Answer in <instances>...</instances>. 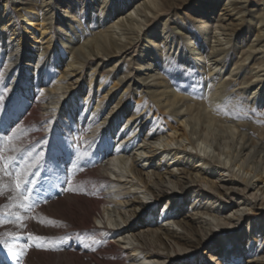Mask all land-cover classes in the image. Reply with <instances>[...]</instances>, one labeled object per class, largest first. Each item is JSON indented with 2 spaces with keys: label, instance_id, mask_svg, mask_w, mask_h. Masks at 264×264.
I'll list each match as a JSON object with an SVG mask.
<instances>
[{
  "label": "bare ground",
  "instance_id": "bare-ground-1",
  "mask_svg": "<svg viewBox=\"0 0 264 264\" xmlns=\"http://www.w3.org/2000/svg\"><path fill=\"white\" fill-rule=\"evenodd\" d=\"M16 1L15 7H20L18 15L9 12L8 0H5L1 6L0 61L7 56L10 65L3 63L0 67V77L10 85V93L14 95L21 94L27 98L29 89L25 84L29 83L41 89L39 102L46 107L47 112L43 120L49 124V127L68 123L64 120L66 117L68 121L78 118L76 123L79 126L78 138H81V143L87 145L93 156L97 157L95 165L90 162L86 165L93 173L87 176L91 179L95 178L100 184L89 183L85 189L89 194L79 196L75 207L78 229H83L84 234L92 236L89 239L94 238V242L87 243V248L92 252L89 255L91 261H95V264H129L138 260L143 264H156L169 259L168 254L167 257L163 254L168 248L162 237L171 240L180 250L197 249L202 242L214 237L210 226L204 228L206 222L202 217L180 215L179 220L182 218L180 222L177 219L179 211L170 203L171 195L164 191L163 186L168 182L171 183L169 180L174 181L179 189L178 195L181 196L176 197L174 203L180 205L185 201L187 207L197 210V214L217 221L216 214L210 209L204 207L200 209L195 205L194 199L187 201L188 195L183 189L194 183L195 179L202 180L208 187L201 189V192L206 194V197H213L216 202L220 201V205H222L221 197L228 198V190L220 189L208 178L207 172L204 169H196L191 160H197L200 166L207 167L210 171L230 177L233 183L243 185L245 190L251 189L255 192L254 199L264 200V75H261L264 73V0H214V2L208 0L204 3L197 1L196 5L193 2L195 0L192 1L193 5L189 0H100L99 2L87 0V11L90 13L87 17L89 18L87 28L80 27L83 24L85 10L79 9V5H84L85 0H70L66 5L67 10L63 11H59L61 8L56 4V0ZM199 2L202 5L198 6ZM127 6L133 9L134 17H124ZM181 8L193 10L196 18L179 16L176 10ZM58 11L62 17H56ZM161 16H171L178 22L176 25L172 22H163L161 33L157 31L159 36L162 35V38L161 36L157 38V42L161 45L156 48L154 47L156 40L153 46H150L149 41L152 40L146 35L150 32L149 28ZM15 18L23 19V25H19ZM55 20L59 22L57 29ZM183 21L197 23L199 29L195 30L192 26L184 27L179 23ZM94 23L97 25L96 28H93ZM208 25H211V28L206 29ZM164 27H167V37L166 32L163 33ZM175 29L182 32L181 36H173V42L169 44L164 42V39L168 38ZM21 31L25 32V36L31 37L30 43L22 40ZM215 32L219 33L223 40L216 38ZM252 35L255 40H251ZM7 41L15 43L14 47H8L5 44ZM211 42L216 45L209 46ZM188 43H192L193 46ZM222 43L233 44L230 50H225L222 48ZM206 44L209 48H206ZM240 44H242L241 48ZM142 48L145 50L140 51ZM166 48L179 52L181 56L179 60L184 62L186 69L179 66L173 55L164 52ZM17 50L21 52L23 58L29 60L28 65L18 63L15 54ZM130 51L140 52L142 63L137 64L140 70L144 69V72L149 74L154 72L151 77L156 76V71L163 76V72L167 74V78L169 76L170 80L174 81L175 85L164 77V81H160V85L150 89V92H132L139 100L131 99L130 103L125 105L124 100L129 98L128 91L133 84L139 86L138 82L130 79L134 60L123 59ZM238 51H241L242 57L240 60H235L233 53ZM255 53L259 54L261 59L253 61L250 67H245V61L253 60ZM106 59L115 60V66L120 63L119 68L110 72L114 70L115 66H113L111 70L106 71L109 66ZM202 61L211 62V66L201 64L195 67L194 63ZM60 63H63L61 67L58 66ZM255 66L258 69L256 72ZM51 67L54 68L53 72ZM216 69L218 71H215ZM119 71L124 77L119 76ZM84 72H87L88 76L87 79H83L87 90L78 88L77 83H67L68 76L78 80L84 78ZM196 72H202L208 78L203 82L201 91L191 86L192 80L196 78L199 83ZM12 73L15 74L14 79L21 80V84L13 85L14 83L10 82ZM51 73H53V84L49 86L48 78ZM224 75L239 77L241 79L237 84L246 86L231 96L225 104L222 103V97L226 94L224 88L228 83L222 80ZM252 79H256L258 83H252ZM96 87L98 92L101 91L102 99L110 97L107 102L112 101L117 108L116 113L112 116L110 113L107 119L102 115L104 100L96 99L95 102H90L93 100L91 89ZM114 89H117L115 93ZM57 91L60 93L58 94ZM143 98H145L144 105L141 104ZM218 102L221 103L218 105ZM84 106L86 108L80 110L77 116L76 108L81 109ZM211 108H214L213 112L208 110ZM142 109H146L144 116H140ZM54 113H57L56 117ZM84 113L91 114L89 120L88 117L82 118ZM119 117H124L126 125L130 124L129 129H120V127L117 129ZM160 122L163 123L161 128ZM97 124L98 126L94 127ZM86 125L91 129L92 134L97 128L104 129L107 126L106 143L97 142L102 134L97 141L90 138L85 129ZM64 126L63 131L66 132L69 124ZM58 132L63 135L60 130ZM119 133L122 135L120 139H126L125 144L119 141ZM136 136L138 138H135ZM142 143L162 147L164 153L172 155L173 159H181L180 177L168 171L163 173L160 168L162 167L160 163H163L160 155L157 157L156 152L152 150L147 156L152 172L151 176L148 175L149 180L146 181L144 168L140 165L141 156L147 153ZM182 154L185 156L181 157ZM103 159H106L108 164L104 163ZM129 161H131L130 165ZM103 173L110 174L114 179L105 183ZM101 188H103L102 194L96 195L95 193ZM131 190L143 194L144 198L152 197L155 204L166 197L167 201L163 206L169 207L157 212L155 208L147 206L136 198ZM172 196L175 197V193H172ZM236 202L238 208L242 206L245 208L248 200L243 197ZM121 205L124 209H131V212L127 216L126 211L123 214L118 212L121 217L118 221L112 216L117 210L119 211ZM99 207L102 208V212L98 210ZM136 209L142 210L145 216L142 223H147L150 230L145 236L137 237L136 241L139 243L137 246H126V243H121L126 248H120V243L114 240L115 235L123 236L125 229L130 228L132 218L135 220L139 217L136 215ZM253 209L248 208L246 212L251 213ZM94 211L99 214L106 212L111 216L112 228L105 227L102 230L89 228L88 218ZM174 218L188 236L179 235L169 228L162 227V223L172 224ZM244 220H248V226L258 222L250 216L236 219L237 222ZM229 223L227 227L234 226ZM195 224L200 225L202 237L199 236ZM217 224L219 225L218 222ZM221 225L225 226L220 222L219 227H222ZM220 230L226 231L227 228ZM126 238L123 236V241L127 240ZM110 239L113 240L109 241ZM228 239L238 240L237 243L243 247V251L239 250L236 253V246L230 249L228 243L221 242L217 245L221 252L218 253L217 249L210 248L213 254H209L207 261L190 262L185 258L177 264L208 262L240 264L242 262L240 254L249 251V239H245V236L238 232L231 233ZM122 250L124 252H120ZM30 256L33 261L37 257L46 264H52L50 260L54 258L53 255L42 252H31ZM79 256L72 251L60 253L56 258L57 264H92L85 258L84 262L79 260ZM230 256L235 259L230 260ZM257 264H264V261H258Z\"/></svg>",
  "mask_w": 264,
  "mask_h": 264
},
{
  "label": "rangeland",
  "instance_id": "rangeland-1",
  "mask_svg": "<svg viewBox=\"0 0 264 264\" xmlns=\"http://www.w3.org/2000/svg\"><path fill=\"white\" fill-rule=\"evenodd\" d=\"M9 1V12L11 11L12 14L18 15V9L20 7H15L17 4L16 0H8ZM70 0H56V4L59 5L61 9L59 11L67 10L66 5ZM84 5H79V9L82 10V8L85 10L83 15V24L80 26L81 28H87V20L89 18V11L88 10V2H86ZM96 2H99L100 0H95ZM145 1V0H142ZM141 1V2H142ZM191 3L193 0H189ZM200 1L201 3L207 2L208 0H195L193 2L194 5H196V2ZM5 0H0V14H1V6ZM92 2H94L92 0ZM198 3L197 5H202L201 3ZM214 2V0H213ZM193 5V3H192ZM128 10V11H127ZM133 9H130V6L125 7L124 11V17H134ZM56 12V17H62V14L60 15V12ZM179 13V16H183L184 18L188 17H194L196 18L195 14L193 13V10H189L188 8H181L176 10ZM81 12V11H80ZM123 12V11H122ZM62 13V12H61ZM80 14V13H79ZM227 14V13H225ZM3 16V15H2ZM227 18V16L225 15ZM66 19V17H64ZM212 18V17H211ZM237 19V17H234ZM174 18L171 16H164L160 17L158 21L154 23V25L149 28V34L146 35L148 39H151L150 46H153L154 40H156V44L154 47H158L161 45L158 43V39L162 35H158L157 31L161 33L162 31V24L164 21L166 22H172L174 25L177 24V20H173ZM232 19V18H231ZM16 22L20 25H23V19L21 18H15ZM182 23V26L189 27L192 26L194 29H199V26L197 23L191 24L192 22L189 21H183L179 22ZM54 24L56 26V29L58 28L59 22L57 20L54 21ZM96 24L94 23V27L96 28ZM169 27V26H167ZM167 27H164L163 33L166 32V37L168 35L167 33ZM206 29L211 28V25H208L205 27ZM82 30V29H81ZM147 30V29H146ZM117 32V31H116ZM182 32L178 29H175L171 32V34L168 36V38L164 39V42L169 44L170 42H173V36H181ZM25 32L21 31L20 36L24 42H31V37L25 36ZM119 35V34H118ZM24 36V37H23ZM213 36V35H212ZM216 38H219L220 40H223L222 36H220L219 33L215 32ZM158 38V39H157ZM164 38V37H163ZM146 40V39H145ZM145 40L143 41L144 44L146 43ZM251 40H255V37L252 35ZM5 42V44L8 47H14L15 43L11 42ZM142 42V41H141ZM213 42V40H212ZM209 43V46H215V43ZM233 44V43H232ZM232 44L225 45L222 43V48L225 50H230ZM234 44H237V42H234ZM188 45L193 46L192 43ZM206 48H209L208 45H205ZM242 47V44H240V48ZM145 50V48L140 49V51ZM139 52V51H138ZM164 52L167 55H173L175 59L178 61L179 66L181 68L186 69L184 62H180L179 58L181 57L179 55L178 51L164 49ZM140 53V52H139ZM139 53L134 52H128L126 53V56L123 57L125 61H133V67L132 71L130 73V79L136 81L139 83V86H135L133 84L130 91H128L129 98L124 100V104L128 105L130 103L131 99L139 100V98L135 95V93H146L150 92L152 88L158 87L160 84V81H164V77H166L167 74L159 75L156 71V76H153L155 73L151 72L150 74L148 72H144V69H139L137 64L142 63L141 58L139 57ZM16 58L18 59V63L22 65H28L29 60L26 58H23L21 56V52L19 50L16 51ZM141 56V55H140ZM157 56V55H156ZM233 58L235 60H240L242 55L241 51L234 52ZM14 57V56H13ZM138 59V60H137ZM144 59V58H143ZM261 59V56L257 53L254 54L253 60L245 61L244 66L250 67L253 61H259ZM57 63H58V59ZM146 60V59H145ZM184 59H182L183 61ZM107 62L108 68L107 70H111L113 66H115L116 62L115 60L109 61V59L105 60ZM140 62V63H138ZM3 63L10 65L9 59L7 56L4 57L0 61V67L3 65ZM211 62L202 61L194 63L195 67L201 66V64H206L207 66H211ZM63 63L58 64L59 67H61ZM120 66V63H118L114 70L110 72H114L115 69H118ZM51 72H53V67L50 68ZM215 71H218L216 69ZM258 71V69L255 66V72ZM85 75H83L84 78L76 80L73 79L71 76L67 77V83L68 84H75L77 83L78 88L82 87L84 88V91L87 90L85 88V81L83 79H87V72H84ZM198 75L199 83H197L196 80H192L191 86L194 87V89H199L200 91L203 88V82L207 81L208 78L202 73V72H196ZM158 74V75H157ZM261 75H264V73H261ZM119 76L124 77L122 73L119 71ZM15 74L12 73V76H10V79L13 85H19L21 84V80L16 78L14 79ZM53 73L50 74L48 80L49 86L53 84ZM112 79V77H111ZM170 80V77L167 78ZM241 78L239 77H232L228 75H224L223 81L227 82L228 84L224 88L226 91V94L224 97H222V103H227L231 96H234L239 90L244 89L246 86L238 85L237 83L240 81ZM110 80V78H108ZM170 82L175 85L174 81L170 80ZM252 83H258L256 79L251 80ZM25 83V82H23ZM29 90L28 97L25 98L21 96V94L14 95L13 93H10V85H7V82L5 80H2L0 77V121H3L2 126H0V137H4V139H0V154H2L5 157V161L8 160L9 157L15 156L16 159L11 162L10 167L7 171H4V165L3 163H0V192L3 193V195H0V221H3L2 224H0V240L7 241L9 244L14 243H26L27 241V234L32 233L35 236H40L46 238L43 242H37L43 243V247H37L32 246L27 249V251L21 255L19 252L15 253H9L7 248L4 247L3 244H0V264H46L41 258H37L33 261L32 257L30 256L31 252H42L45 254L53 255L54 258L50 260L52 264H57L58 259L57 256L60 253H66L72 251L73 253L80 255L79 260L85 261V259H88L91 261V257L89 256L92 252L87 248V243L89 241L94 242L93 240L89 239L92 236H87V234H84L83 229H78V223H77V217L75 214V207L78 197L87 196L89 192H86L87 186H89V183L98 184L99 182L96 181L94 178H89L88 174L91 173V169H89L86 165L90 162L91 164H96V158L93 156L91 151L87 148V145L81 143V138H78V128L79 126L76 124L78 118H73V121H68V118L64 117L68 123H61L60 126L56 127H49V124L43 120V116L46 114L47 111H45V106L40 104L39 102V94L41 93V89L38 87H35V84L29 83L28 85L25 84ZM38 86V85H37ZM140 88V89H139ZM149 88V89H148ZM44 89V88H43ZM157 89V88H156ZM117 89H114L113 92L115 93ZM89 91V88H88ZM94 91V93H93ZM112 92V93H113ZM135 92V93H132ZM21 93V92H20ZM59 94L60 92L57 91ZM264 94V92H263ZM110 97H104L102 99L101 91L98 92V87L91 89V103L95 102L96 99L104 100V106L102 109V115L103 118H108L107 116L110 114V116L114 115L117 111V108H115V103L107 102ZM257 98H255L256 100ZM64 101V100H63ZM250 101V100H248ZM63 103V102H61ZM89 103V102H88ZM141 103V101H140ZM139 103V104H140ZM145 103V98L142 99V105ZM154 103V101H153ZM156 107L157 105V101ZM221 102H218V105ZM137 106H140L137 104ZM51 107V106H49ZM86 108L81 107V109L76 108V115L79 116L80 110ZM209 111L213 112L214 108L208 109ZM57 113H54V117H56ZM146 114V109L141 110L140 116H144ZM109 116V117H110ZM88 120L91 117V114L84 113L82 118H87ZM150 118V116L148 117ZM62 120V121H64ZM117 122V129L124 128L129 129V125H126L127 122L124 121V117H119ZM76 121V122H75ZM96 121V120H95ZM148 121V120H146ZM157 121V120H156ZM71 122V123H70ZM69 124V129L67 131H63L65 126ZM160 124V125H159ZM158 125L160 128L162 127L163 123H159ZM64 126V127H62ZM81 126V125H80ZM98 126L95 125L94 127ZM125 126V127H124ZM107 126L102 128H97V130L92 134L93 132L91 129L87 128V125L85 126L87 135L90 136L93 140L98 139L99 135L102 134V137L100 136L99 140L97 142L106 143L105 136L108 129ZM61 131L63 135L58 134V131ZM69 131V132H68ZM105 133V134H104ZM120 134V133H119ZM94 135V136H93ZM98 135V136H97ZM142 135V134H141ZM104 136V137H103ZM122 135L120 134L118 139L122 144H125L126 142L124 138H121ZM134 137V134H133ZM135 138H138L137 136ZM137 140V139H136ZM68 145H71L69 148ZM143 149H145V152H147L144 156H141L140 165L144 168V179L148 181V175L151 176V168L150 164L147 161L148 154L150 151H155L156 156L158 157L160 155V160H162L163 163H160L162 165L161 170L163 173L171 172L173 175L180 177L181 173V159H173L172 155L164 153V150L162 147L154 145H146L142 143ZM12 149H20V151H11ZM111 149V148H110ZM128 151V150H127ZM47 153V156L44 154ZM65 155V156H64ZM41 157L40 163L36 162L37 157ZM71 156V159H70ZM180 156V155H179ZM185 155L182 154L181 157H184ZM173 159V160H172ZM185 159H187L185 157ZM57 161L62 165V171L60 173L62 179L56 178V175L50 171L49 165L52 161ZM104 163H107L106 159H103ZM185 162V161H184ZM191 162L194 163V166L196 169H204L207 172L208 178L212 180L220 189L228 190V198L221 197L220 200L222 201V205H220V201L216 202V199L213 197H206V194L201 192V189H207L208 185L204 184L202 180L195 179L194 183H190L187 185L183 191L186 195H188L189 199H194L195 205L199 207L200 209L208 208L210 209L214 214H216L217 221H213L211 217H204L201 216L202 214H197V210H193V207H187L185 204L186 202L180 203H174V199L176 197L180 198L179 196V189L177 186H175V182L172 180H169L171 183H166L164 187V191L170 196V203L174 205V208L179 211L178 213V220L180 215H186V216H193L194 218L202 217L203 220H205L206 224L204 228L207 226H210L212 232L214 233V237H210L207 241L202 242V244L197 248H185L183 250L178 249L171 240H168L165 237H162L163 240L166 242L167 245V251H164V257H168L169 259H165L162 262L156 263V264H177L182 259H188L190 262H199L203 263V261H207L209 259V254L213 252H210V248L217 249L218 253L221 251L219 250V246H217L219 243H228L230 246V249L233 246H236V253L237 251H243V247L237 243L238 240H232L230 241L228 239L229 235L233 232H238L245 236V239H249V251L242 252L240 254V257H242V262L240 264H245L247 261H249L247 264H257L258 261H264V200L261 198L254 199L255 192L251 189L245 190L243 185L233 183L232 180H230V177H227L226 175H222L221 173L210 171L207 167H202L199 165L197 160H191ZM131 161H129L130 165ZM184 164V163H182ZM32 165H35L34 167ZM157 167V164H156ZM158 168V169H160ZM26 172L27 179L29 181L28 184L25 185V188H36L39 189V191H33L31 193V198L27 201V204L35 205L31 208V210L25 211L24 208L21 207L22 204L25 202L21 197H17L16 193L14 191L15 189V173L16 172ZM86 174V175H85ZM88 175V176H87ZM103 177L105 180V183H108L109 181L113 180V176L107 173H103ZM153 180V177H152ZM165 180H167L165 178ZM35 181L36 183H32ZM77 182V183H76ZM95 182V183H94ZM103 188L100 189V191H97L95 194L99 195L102 194ZM132 194H135V197L138 198L140 201H142L144 204H146L149 207L155 208L157 212H161L162 210H165L166 207L163 206V204L167 201V198L164 197L156 204L154 203V200H152V197H143V194L130 191ZM183 192V193H184ZM172 193H175V197L172 196ZM233 194V195H232ZM258 196V194H257ZM190 197V198H189ZM245 197L248 202L245 203L242 207H237V200H242V198ZM62 199V200H61ZM38 202V203H37ZM236 202V203H235ZM184 203V204H183ZM263 205V206H262ZM169 207V206H167ZM122 208V209H120ZM248 208H254L253 212L251 213L246 212ZM246 209V210H245ZM98 210L102 212V208L99 207ZM80 211V210H79ZM126 211L125 215H129L131 212V209L123 208L121 205L119 207V211L117 210L116 213L112 217L118 219L120 221L121 217H119L118 212ZM81 212V211H80ZM136 215L139 216L135 220L132 218L130 222V228L125 229L126 231L122 234L123 236L127 237L125 241H123L122 237H119V234L115 235V239L118 243H120V248L125 249L121 243H126V246H137L139 243L136 241L137 237L146 235L149 230L150 226L148 227L147 223H142L143 218V212L140 209L135 210ZM140 214V215H139ZM173 216V214H171ZM243 216H250L254 220H258V222L251 223L248 226V220H244L243 222H237L236 219L238 217ZM19 218V219H18ZM102 218V219H101ZM174 218V222L171 223H162V227L169 228L171 231H174L182 236H188V234L179 227L177 224V219ZM180 218V222H181ZM111 216H109L106 212L104 214H99L98 212H92L88 218L87 225L89 228H98L99 230L108 228H112L111 224ZM176 220V221H175ZM159 222V221H158ZM217 222L220 225V222L223 223L225 226L219 227ZM230 222V223H229ZM262 222V223H261ZM234 224L233 227L229 226L227 227V224ZM258 223V224H257ZM157 226V225H156ZM196 229L199 233V236H203V233L200 229V225L195 224ZM123 227V225H121ZM220 228L226 229V231H221ZM230 228V229H229ZM83 232V233H82ZM84 235V236H83ZM120 239V240H119ZM113 239H110L111 241ZM235 241V245H234ZM260 244V245H259ZM238 249V250H237ZM152 250V249H149ZM263 250V251H262ZM157 251V250H156ZM120 252H124L123 250ZM162 252V251H160ZM248 254V255H247ZM131 255V254H130ZM128 256V255H126ZM124 256V257H126ZM81 257V258H80ZM83 257V258H82ZM230 260H234L233 256H230ZM85 258V259H84ZM169 260V261H168ZM229 260V259H228ZM227 260V261H228ZM136 260V262H131L129 264H143L142 262ZM231 262V261H230ZM92 264H95V261H91ZM214 262H208L206 264H213ZM215 264V263H214Z\"/></svg>",
  "mask_w": 264,
  "mask_h": 264
},
{
  "label": "snow or ice",
  "instance_id": "snow-or-ice-1",
  "mask_svg": "<svg viewBox=\"0 0 264 264\" xmlns=\"http://www.w3.org/2000/svg\"><path fill=\"white\" fill-rule=\"evenodd\" d=\"M3 121H0V126H2ZM0 139H4V137H0ZM68 147L70 148L71 145H68ZM11 151H20V149H12ZM45 156H47V153L44 154ZM16 157L15 156H11L8 158L7 161H5V157L0 154V163H3L4 165V171H7L8 168L11 165V162L13 160H15ZM71 159V156H70ZM36 162L40 163L41 161V157H37L36 158ZM33 167L35 165H32ZM49 169L50 171H52L55 175L56 178L58 179H62L60 173L62 171V165L57 162V161H52L51 164L49 165ZM29 181L27 179V174L26 172H16L15 173V193L17 197H21L23 199V201L25 202L24 204L21 205L22 208H24L25 211L31 210L32 207H34L35 205L32 204H27V201L31 198V193L33 191H39V189L36 188H25V185L28 184ZM32 183H36L35 181H33ZM0 195H3L2 192H0ZM38 203V202H37ZM19 219V218H18ZM3 221H0V224H2ZM46 238L44 237H40V236H35L32 233H28L27 234V241L26 243H14V244H9L7 241L4 240H0V244H3L5 248H7L9 253H15V252H19L21 255H23L27 249L29 247L32 246H37V247H43V243H39L37 244V242H43Z\"/></svg>",
  "mask_w": 264,
  "mask_h": 264
}]
</instances>
